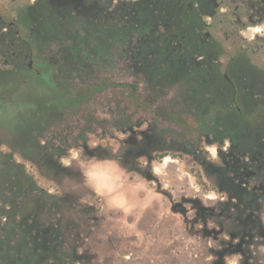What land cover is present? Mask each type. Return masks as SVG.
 <instances>
[{
	"label": "rangeland",
	"instance_id": "1",
	"mask_svg": "<svg viewBox=\"0 0 264 264\" xmlns=\"http://www.w3.org/2000/svg\"><path fill=\"white\" fill-rule=\"evenodd\" d=\"M135 1L62 0L75 13L102 17L109 26L128 23ZM34 2L0 0V15L15 22ZM217 2V16L209 20L216 21L213 32L226 48L224 68L238 50L264 68L262 15L244 0ZM71 47V39L54 42L48 51L35 49L28 62H39L40 69L46 60L58 64L61 91L65 81L78 95L105 88L55 118L43 136L26 138V146L12 131L8 138L18 140L15 148L0 135L1 149L13 152L54 196L52 211H43L31 197L22 202V210L36 211L45 229L34 244L36 264H264V169L256 156L200 126L193 107L176 100L180 89L147 99L152 93L119 46L105 53L93 39L77 56ZM123 83H138L152 107L133 103L131 87ZM250 92L244 91L246 99ZM38 103L56 107L52 98ZM156 107L160 116L153 112ZM120 114L126 121H118ZM39 139L43 147L35 145ZM90 158L118 161L116 191L101 195L84 181L81 166L92 163ZM2 234L0 251L16 239H2ZM5 257L6 264H27L19 254Z\"/></svg>",
	"mask_w": 264,
	"mask_h": 264
},
{
	"label": "trees",
	"instance_id": "2",
	"mask_svg": "<svg viewBox=\"0 0 264 264\" xmlns=\"http://www.w3.org/2000/svg\"><path fill=\"white\" fill-rule=\"evenodd\" d=\"M244 1L264 18V0ZM217 8V0H136L128 23L112 26L102 17L75 13L62 0H35L20 11L14 26L5 25L7 21L0 15V28H7L0 29L1 137L7 139L10 147H16V137L26 146V138L43 136L55 118H63L69 108L76 107L95 90L105 88V84L96 86L78 95L65 81L67 86L61 91V77L56 76L58 64L46 60L40 69L39 62L34 66L28 62L35 49L48 51L54 42L71 39L69 52L77 56L89 41L97 39L100 50L106 53L117 45L119 54H126L137 66V73L152 93L147 99L180 89L176 100H185L193 107L200 126L217 140H229L236 150L256 156L264 169V127L258 129L264 121V83L259 80L264 79V68L245 50L233 54L224 68L221 57L226 48L213 32L216 21L209 20L217 16ZM80 27L85 28L83 34ZM76 56L73 61H77ZM65 70L66 66L62 72ZM126 84L131 87L133 103L152 107V102L142 99L138 83L122 85ZM246 89L251 91L248 99L244 97ZM51 98L55 108L40 107V100ZM157 108L153 112L160 116ZM118 118L126 121L121 114ZM11 131L16 133L14 142L8 138ZM35 145L43 147L40 139L35 140ZM196 176L206 188L202 175ZM30 197L43 211H52L50 199L54 196L38 184L13 152L0 146V231L2 239L16 238L7 250L0 251V264H6V253L21 255L27 264H36L39 258L34 244L40 243L45 229L35 218L36 211L22 210V202Z\"/></svg>",
	"mask_w": 264,
	"mask_h": 264
},
{
	"label": "clouds",
	"instance_id": "3",
	"mask_svg": "<svg viewBox=\"0 0 264 264\" xmlns=\"http://www.w3.org/2000/svg\"><path fill=\"white\" fill-rule=\"evenodd\" d=\"M93 146H95L94 142ZM90 159L92 163L84 162L81 166L84 181L101 195L116 191L119 179L118 161L107 158Z\"/></svg>",
	"mask_w": 264,
	"mask_h": 264
},
{
	"label": "flooded vegetation",
	"instance_id": "4",
	"mask_svg": "<svg viewBox=\"0 0 264 264\" xmlns=\"http://www.w3.org/2000/svg\"><path fill=\"white\" fill-rule=\"evenodd\" d=\"M14 23H15V22H13V21H7V22L5 23V25L14 26Z\"/></svg>",
	"mask_w": 264,
	"mask_h": 264
},
{
	"label": "water",
	"instance_id": "5",
	"mask_svg": "<svg viewBox=\"0 0 264 264\" xmlns=\"http://www.w3.org/2000/svg\"><path fill=\"white\" fill-rule=\"evenodd\" d=\"M32 65V64H31Z\"/></svg>",
	"mask_w": 264,
	"mask_h": 264
}]
</instances>
